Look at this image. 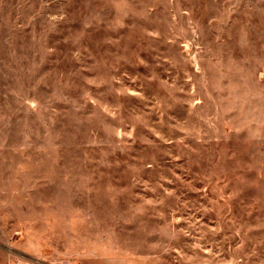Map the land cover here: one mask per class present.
<instances>
[{
    "label": "rangeland",
    "instance_id": "obj_1",
    "mask_svg": "<svg viewBox=\"0 0 264 264\" xmlns=\"http://www.w3.org/2000/svg\"><path fill=\"white\" fill-rule=\"evenodd\" d=\"M264 264V0H0V261Z\"/></svg>",
    "mask_w": 264,
    "mask_h": 264
},
{
    "label": "crops",
    "instance_id": "obj_2",
    "mask_svg": "<svg viewBox=\"0 0 264 264\" xmlns=\"http://www.w3.org/2000/svg\"><path fill=\"white\" fill-rule=\"evenodd\" d=\"M0 264H9V263L0 261ZM84 264H121V263L118 261H113V263H105V262H101L98 260V261H87V262H84Z\"/></svg>",
    "mask_w": 264,
    "mask_h": 264
}]
</instances>
